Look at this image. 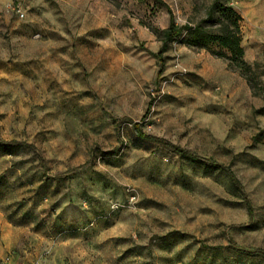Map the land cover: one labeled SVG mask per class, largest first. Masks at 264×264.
<instances>
[{
    "label": "rangeland",
    "instance_id": "1",
    "mask_svg": "<svg viewBox=\"0 0 264 264\" xmlns=\"http://www.w3.org/2000/svg\"><path fill=\"white\" fill-rule=\"evenodd\" d=\"M210 1L0 0V264H264V0H229L247 71L155 56Z\"/></svg>",
    "mask_w": 264,
    "mask_h": 264
},
{
    "label": "trees",
    "instance_id": "2",
    "mask_svg": "<svg viewBox=\"0 0 264 264\" xmlns=\"http://www.w3.org/2000/svg\"><path fill=\"white\" fill-rule=\"evenodd\" d=\"M159 1V0H158ZM170 12V11H169ZM225 15L226 20H220L215 27H207L203 22H211L216 15ZM242 19L241 15L229 3V0H211L206 12V17L199 23L193 26L187 24H177L173 15L170 12L169 23L166 28L161 30V46L159 51L155 54L158 60H160V72L164 66L163 53L168 49L169 44L175 38L182 35L187 29L186 44L189 46H195L198 48H204L210 44L216 43L220 48L227 49L230 52V58L235 64L242 69V71L248 70V65L243 58V49L240 46V26L239 21ZM217 55H225L222 50L214 51ZM134 129L138 134L146 139L159 140L152 135L145 134L138 129V124L133 123ZM1 141V140H0ZM11 144L16 146H29L24 141H10ZM183 155H190V153L177 149Z\"/></svg>",
    "mask_w": 264,
    "mask_h": 264
}]
</instances>
